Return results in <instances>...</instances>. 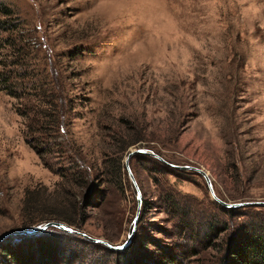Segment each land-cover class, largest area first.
<instances>
[{
    "label": "rangeland",
    "instance_id": "rangeland-1",
    "mask_svg": "<svg viewBox=\"0 0 264 264\" xmlns=\"http://www.w3.org/2000/svg\"><path fill=\"white\" fill-rule=\"evenodd\" d=\"M6 6L8 42L24 58L0 69L27 73L15 78L21 91L41 82L64 90L71 112L61 129L31 132L17 109L33 114L32 98L0 91V236L44 223L21 211L25 190L39 188L64 199L48 207L80 225L58 222L122 244L137 211L125 158L137 148L203 169L225 202L264 201V0H0ZM7 50L0 47V60ZM135 156L128 164L141 205L131 240H148L152 260L177 242L165 194L183 195L203 217L226 219L202 175L160 173L155 157ZM76 201L84 214L73 215ZM41 232L57 238L61 230ZM77 233L70 234L84 238ZM215 256L208 248L187 264H217ZM106 258L99 260L115 264Z\"/></svg>",
    "mask_w": 264,
    "mask_h": 264
},
{
    "label": "trees",
    "instance_id": "trees-1",
    "mask_svg": "<svg viewBox=\"0 0 264 264\" xmlns=\"http://www.w3.org/2000/svg\"><path fill=\"white\" fill-rule=\"evenodd\" d=\"M0 14L3 17L0 20V33L7 35L0 37V47L9 46L11 49V51L7 50L5 57L2 56L4 60H0V65L4 68L13 63H20L24 56H22L21 47L17 49L14 43L8 42L11 39L10 32L13 31L9 23L10 9L7 6L0 7ZM8 55L17 59L8 61ZM19 74L22 78L27 76V73L22 74L18 70L0 69V91L19 99L32 98L31 101L35 107L33 114L27 112V106L24 109L20 107L17 109V112L26 118L27 127L31 132H50L61 129L60 127H63L66 120L70 119L69 113L71 112L69 107L71 100L66 92L59 88L57 91L53 90V87L50 89L48 82L44 83L45 87L42 82L40 86L39 84L33 86L34 82H30L36 88L33 92L18 90L20 80L17 81L15 78L20 79L17 77ZM138 140H130L124 145V149ZM36 146L34 149L42 154V150ZM135 157L154 159L148 155H136ZM153 161L157 163L160 173L177 175L182 172L157 159ZM23 198L21 211L29 222L34 219L44 222L63 220L73 225L78 221L76 218H70L71 215L66 216L62 211L48 207V204L57 205L56 202L64 201L51 192L47 193L39 188H33L25 190ZM53 199L55 200L52 201ZM163 203L174 217L177 228L174 238L177 242L175 247L164 249L163 253L154 260L144 247L148 240L133 238L124 250L115 251L102 244L61 230L57 238L52 236L42 238L41 232L38 235H20L18 243L0 246V264H88L87 255L91 253L95 255L96 264H104L99 260L104 254L107 256L106 259L113 255L115 264H119L120 261H122L120 264H187L190 257L208 248L215 250V263L217 264H264V207L225 208L220 205L222 213L226 215V219H222L212 213L210 218L203 217L188 199H184V196L177 192L171 191L165 194ZM73 205L74 216L84 214L83 206L79 201L74 202ZM44 210L48 212H43ZM36 221L25 224L23 227L31 228L30 226L37 223ZM79 225L78 221L76 226ZM98 253L100 254L96 255Z\"/></svg>",
    "mask_w": 264,
    "mask_h": 264
},
{
    "label": "water",
    "instance_id": "water-1",
    "mask_svg": "<svg viewBox=\"0 0 264 264\" xmlns=\"http://www.w3.org/2000/svg\"><path fill=\"white\" fill-rule=\"evenodd\" d=\"M132 155H151L153 157H155L156 159H158L159 161H161L162 163L177 168V169H184V170H194L195 172L199 173L200 175L203 176L207 187L210 191V194L212 196V198L218 203L220 204L222 207L225 208H239V207H248V206H254V207H264V201L263 200H254V201H240V202H232V203H228L225 202L223 200H221L220 198H218L213 190L212 184H211V180L209 178V176L207 175V173L198 167H194V166H190V165H178V164H173L170 162L165 161L163 158H161L159 155L145 149V148H137L134 150H130L125 158V165H126V169L128 171V175L131 179V181L134 184L135 190H136V200H137V211L135 214V217L133 219V225L132 228L130 230V234L127 236V239L120 245H111L110 243L99 239V238H92L84 233H77L72 227H70L69 225L63 223V222H58V221H45L42 224H39L35 227H32L31 229H21V230H17V231H13V232H7L6 234L0 236V241L3 240L5 237H7L9 234H13V235H17V234H23V235H34V234H39L41 233V231H43L44 229H46L47 227H56L60 230H63L65 232H69V233H77L82 235L84 238L94 242V243H101L103 245H105L106 247H108L111 250H115L118 251L120 249L125 248L131 241V238L134 234L135 231V227H136V221L138 219V215L140 213V205H141V192L139 190V187L137 186L133 175L129 169V164H128V160Z\"/></svg>",
    "mask_w": 264,
    "mask_h": 264
}]
</instances>
